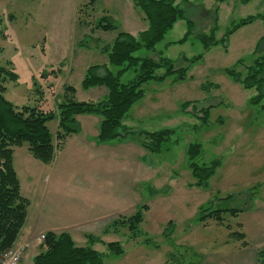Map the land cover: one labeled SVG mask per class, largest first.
Masks as SVG:
<instances>
[{"label":"rangeland","instance_id":"374dc122","mask_svg":"<svg viewBox=\"0 0 264 264\" xmlns=\"http://www.w3.org/2000/svg\"><path fill=\"white\" fill-rule=\"evenodd\" d=\"M178 4L186 20L194 24L186 40L180 42L187 33L186 21L181 20L154 50L140 49L134 56L167 58L175 69L187 70L185 78L176 80L172 75L164 82L145 84L144 96L123 121V126L135 133H175L159 154L144 149L150 167L134 187V208L120 218L141 212L142 223L137 232H129L126 226L104 237L106 244L119 243L120 255L109 253L106 244L91 246L103 256L102 264H201L211 250H226L239 243L231 233H242L237 216L224 214L223 224H217L211 218L199 221L202 211H241L247 202L243 195L257 194L264 199V99L251 104L256 92L245 90L227 74L231 70L242 74L240 64L253 65L264 24L255 20L225 36L232 22L264 15V0H232L222 6L218 0H179ZM218 6L214 37L225 38L226 43L205 51L197 35L210 34ZM99 24L113 28L103 31L97 28ZM146 27L133 0H0V67L16 75V80L2 82L6 89L3 97L15 107L39 106L45 111L55 110L57 103L67 100L64 97L74 102L101 101L107 94L105 88L82 89L86 71L99 66L98 74L107 69L116 75L120 68L109 64L104 49L119 33L136 37ZM198 56L201 59L194 61ZM136 71L127 70L120 82L133 81ZM67 87L74 89L72 96L64 92ZM185 103L192 105L183 110ZM201 108H209L207 114L203 112L205 119L197 114ZM77 117L89 126L98 122L100 126L97 115ZM47 127L54 133L57 122H48ZM191 144H198L201 150L194 161L187 152ZM26 149V145L22 147ZM191 162L199 167L217 163L206 186H196ZM227 197L226 203L221 200ZM73 236L77 246H89L85 235ZM39 245L38 241L31 245L36 249L28 250L22 264L31 254L34 257L41 252Z\"/></svg>","mask_w":264,"mask_h":264},{"label":"trees","instance_id":"16d2710c","mask_svg":"<svg viewBox=\"0 0 264 264\" xmlns=\"http://www.w3.org/2000/svg\"><path fill=\"white\" fill-rule=\"evenodd\" d=\"M175 2L176 0H133V6L141 12L147 22L146 29L139 32L136 37L128 33H119L112 44L104 49V52L108 54L109 64L120 68L116 75L107 69H104V74L100 75L98 74L100 67L91 66L82 80L81 87L84 90L95 87L106 89V97L101 101L74 102L71 98L64 97L67 100L57 103L55 110L51 111H45L39 106L15 107L3 97L6 89L2 82L6 78L16 80V75L0 67V256L15 245L25 224L29 207V201L21 195L20 182L13 165L16 148L26 145L29 155L34 160L45 165L50 164L56 151L61 149L66 139L79 132L77 116L85 114L97 115L101 118L97 136L99 143L133 136L139 140L143 149L152 154H159L162 145L170 141L175 133L174 130L135 133L123 126V121L131 107L144 96L143 86L145 84L151 81L164 82L165 78L172 75H176V80L185 78L187 70L175 69L173 63L167 58L159 57L158 60H153L134 56L135 52L140 49L154 50L155 46L181 20L186 21L187 33L180 42L186 40L194 24L186 20L185 11ZM255 20H260L264 24V15L251 16L236 23L232 22L225 36L232 35L242 26L251 24ZM97 28L109 31L113 27L111 24H99ZM216 30L217 25L215 24L209 35L203 33L197 35L205 51L220 43L225 45V38L215 39ZM258 46L260 49L257 54L255 53L257 57L253 65L246 67L240 64L243 69L242 74L236 70L227 71L235 83L240 84L245 90L256 92V96L251 100L253 105L259 104L264 99V36ZM200 59L201 56H198L194 61ZM132 68H137L135 79L128 84H122L121 76ZM159 70H162L161 74H157ZM64 92L72 96L74 89L67 87ZM191 105L185 103L182 109L185 110ZM208 109L201 108L197 114L205 119L203 112L207 114ZM51 121L57 122L54 133H51L47 127V123ZM187 152L192 161L201 155L198 144L189 145ZM190 167L196 179V186L202 188L214 175L217 163L209 167H199L195 162H191ZM221 200L226 203L230 197ZM241 211L233 208L214 211L207 209L202 211L204 215L199 221L211 218L217 224H223L224 214L236 217ZM142 220L141 212L127 219L119 218L103 234L109 231L117 233L118 228L126 226L129 232H137ZM231 237L241 241L242 247L247 245L243 233H231ZM86 238L89 246L79 247L67 233H47L41 242V252L32 258L31 264H102L103 256L91 248L94 244L101 242L100 237L86 235ZM106 248L111 254H122L121 246L117 242L106 244ZM257 264H264V248L257 251Z\"/></svg>","mask_w":264,"mask_h":264},{"label":"crops","instance_id":"0c3cea01","mask_svg":"<svg viewBox=\"0 0 264 264\" xmlns=\"http://www.w3.org/2000/svg\"><path fill=\"white\" fill-rule=\"evenodd\" d=\"M218 1L222 6L232 0ZM219 11L218 6L214 25L219 21ZM77 121L79 132L66 139L50 164L36 163L22 148L14 150L13 165L21 195L29 201L26 221L15 243L24 248L21 264L28 250L36 249L31 245L35 241L41 244L40 237L47 233H67L74 242L73 234L92 235L106 244L104 237L113 233L104 231L134 208V187L150 167L139 140L129 136L99 143V122L89 126L88 121ZM242 197L247 198L246 206L236 218L247 245L242 247L239 241L226 250H211L201 264H257V251L264 248V199L257 194ZM32 258L31 254L26 264H31Z\"/></svg>","mask_w":264,"mask_h":264},{"label":"built area","instance_id":"2783aa9c","mask_svg":"<svg viewBox=\"0 0 264 264\" xmlns=\"http://www.w3.org/2000/svg\"><path fill=\"white\" fill-rule=\"evenodd\" d=\"M44 237L42 236L41 239ZM24 249L21 247H12L6 250L0 256V264H21Z\"/></svg>","mask_w":264,"mask_h":264}]
</instances>
